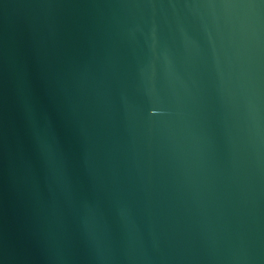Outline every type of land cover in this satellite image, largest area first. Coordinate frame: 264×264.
<instances>
[{
	"label": "water",
	"instance_id": "95a60500",
	"mask_svg": "<svg viewBox=\"0 0 264 264\" xmlns=\"http://www.w3.org/2000/svg\"><path fill=\"white\" fill-rule=\"evenodd\" d=\"M0 264H264V0H0Z\"/></svg>",
	"mask_w": 264,
	"mask_h": 264
}]
</instances>
